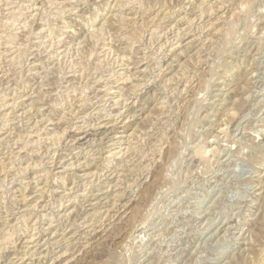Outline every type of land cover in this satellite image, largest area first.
<instances>
[{
    "label": "rangeland",
    "instance_id": "1",
    "mask_svg": "<svg viewBox=\"0 0 264 264\" xmlns=\"http://www.w3.org/2000/svg\"><path fill=\"white\" fill-rule=\"evenodd\" d=\"M263 87L264 0H0V264H264Z\"/></svg>",
    "mask_w": 264,
    "mask_h": 264
},
{
    "label": "bare ground",
    "instance_id": "2",
    "mask_svg": "<svg viewBox=\"0 0 264 264\" xmlns=\"http://www.w3.org/2000/svg\"><path fill=\"white\" fill-rule=\"evenodd\" d=\"M131 1V0H130ZM226 3V2H225ZM10 5V4H9ZM25 5V4H24ZM39 5V4H38ZM136 5V4H135ZM200 5V4H199ZM105 7V6H104ZM116 7V6H115ZM189 9V8H188ZM62 10V9H61ZM257 10V9H256ZM164 15V14H163ZM202 16V15H201ZM229 17V16H228ZM31 18V17H30ZM161 19V18H160ZM25 21V20H24ZM199 21V20H198ZM132 22V21H131ZM61 23V22H60ZM46 24V23H45ZM200 24V23H199ZM86 26V25H85ZM142 26V25H141ZM152 29V28H151ZM143 30V29H142ZM135 31V30H134ZM224 31V30H223ZM125 32V31H124ZM127 32V31H126ZM219 32V31H218ZM227 33V32H226ZM226 33H225V35H226ZM230 33V32H229ZM231 35V34H230ZM229 35V36H230ZM89 36V35H88ZM226 38V37H225ZM93 39V38H92ZM54 40V39H53ZM151 40V39H150ZM40 42V41H39ZM76 43V42H75ZM41 44V43H40ZM75 45V44H74ZM15 48V47H14ZM47 50V49H46ZM105 54V53H104ZM16 55V54H15ZM94 56V55H93ZM238 58V57H237ZM252 58V57H251ZM123 61V60H122ZM116 64V63H115ZM149 68V67H148ZM142 69H143V67H142ZM147 70V69H146ZM49 71V70H48ZM195 73V72H194ZM125 75V74H124ZM187 76V75H186ZM99 78V77H98ZM101 79V78H100ZM145 81V80H144ZM143 81V82H144ZM141 82V81H140ZM142 83V82H141ZM186 83V82H185ZM221 86V85H220ZM232 88V87H231ZM264 88V87H263ZM119 91V90H118ZM169 91V90H168ZM67 94V93H66ZM24 96V95H23ZM243 96V95H242ZM101 97V96H100ZM106 97V96H105ZM145 98V97H144ZM234 98H236V97H234ZM233 98V99H234ZM262 99V98H261ZM124 100V99H123ZM116 101V100H115ZM128 101V100H127ZM15 103V102H14ZM207 104V103H206ZM260 109V108H259ZM262 109V108H261ZM139 110V109H138ZM65 111V110H64ZM63 113V112H62ZM110 113V112H109ZM163 113V112H162ZM164 113H166V112H164ZM22 114V113H21ZM128 117V116H127ZM207 117V116H206ZM239 119V118H238ZM84 120V119H83ZM125 120V119H124ZM102 125V124H101ZM62 127V126H61ZM37 129V128H36ZM41 129V128H40ZM255 130V129H254ZM231 131V130H230ZM17 133H19V132H17ZM84 133V132H83ZM34 134V133H33ZM55 135V134H54ZM79 135H81V134H79ZM81 136H83V135H81ZM84 136H85V134H84ZM87 136V135H86ZM102 136V135H101ZM123 136V135H122ZM138 136V135H137ZM231 136V135H230ZM35 137V136H34ZM142 137V136H141ZM215 137V136H214ZM38 138V137H37ZM83 138V137H82ZM86 138V137H85ZM157 138V137H156ZM198 138V137H197ZM75 139V138H74ZM42 140V139H41ZM32 141V140H31ZM136 142V141H135ZM31 143V142H30ZM154 143V142H153ZM105 145V144H104ZM32 146V145H31ZM171 146V145H170ZM138 147V146H137ZM134 150V149H133ZM86 151V150H85ZM133 154V153H132ZM145 155V154H144ZM96 156V155H95ZM141 156V155H140ZM210 157V156H209ZM20 158V157H19ZM125 158V157H124ZM158 158V157H157ZM161 158V157H160ZM169 158V157H168ZM30 160V159H29ZM69 164V163H68ZM138 164V163H137ZM152 164V163H151ZM66 165V164H65ZM62 166V165H61ZM142 166V165H141ZM129 168V167H128ZM144 168V167H143ZM10 169V168H9ZM146 171V170H145ZM262 173V172H261ZM149 174V173H148ZM147 174V175H148ZM106 175V174H105ZM157 175H158V173H157ZM2 179V178H1ZM43 183H44V181H43ZM53 192V191H52ZM261 192V191H260ZM117 195V194H116ZM263 196H264V194H263ZM71 200V199H70ZM128 203V202H127ZM125 204V203H124ZM252 204V203H251ZM3 205V204H2ZM128 205V204H127ZM130 205V204H129ZM30 206V205H29ZM123 206H126V204L125 205H123ZM127 207V206H126ZM121 210V209H120ZM128 210V209H127ZM104 216V215H103ZM102 216V217H103ZM74 217V216H73ZM207 219V218H206ZM49 224V223H48ZM84 225V224H83ZM7 230V229H6ZM217 230V229H216ZM213 231V230H212ZM7 232V231H6ZM214 233H215V231H213ZM238 233V232H237ZM244 234V233H243ZM233 236V235H232ZM10 238V237H9ZM238 238V237H237ZM4 241V240H3ZM57 241V240H56ZM13 242V241H12ZM10 243V242H9ZM46 245V244H45ZM26 248V247H25ZM3 250V249H2ZM46 250V249H45ZM74 251V250H73ZM46 254V253H45ZM147 256V255H146ZM144 258V257H143ZM147 259V258H146ZM43 261V260H42ZM69 261V260H68Z\"/></svg>",
    "mask_w": 264,
    "mask_h": 264
}]
</instances>
